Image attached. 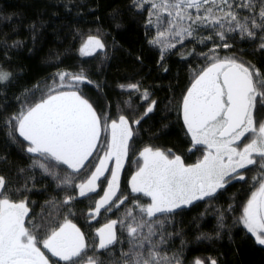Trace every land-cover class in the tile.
Segmentation results:
<instances>
[{
	"label": "trees",
	"instance_id": "16d2710c",
	"mask_svg": "<svg viewBox=\"0 0 264 264\" xmlns=\"http://www.w3.org/2000/svg\"><path fill=\"white\" fill-rule=\"evenodd\" d=\"M252 2L254 8L249 10L236 7L244 0H229L233 5L231 10L238 14L241 23H250L252 17L259 20L260 0ZM209 6L204 5L200 11L195 8L187 11L195 18L205 15L204 9ZM150 7L134 0H0V71L10 74L7 81L0 83V177L5 179L12 200H26L27 227H31L29 220L37 225L52 222L59 225L65 216L76 224L89 245L85 261L93 255L98 256L101 264H124L130 259L123 256L130 249L129 220L117 228L113 246L98 250L86 215L91 210V202L75 198L68 204L63 203L68 196H73L76 181L28 153L23 145L28 142L9 127L10 118L44 98V85L58 73L85 76L87 79L79 83L66 78L62 82L66 88L58 91L78 88L98 114L107 113L114 120L125 114V93L120 85L136 84L138 90L130 95L139 111L135 118L141 121L134 126L133 148L151 147L165 153L171 150L185 164H190L195 150L189 151L192 141L183 123L182 104L196 76L212 62L205 54L220 58L235 55L238 61L264 73V50L256 49L254 37L241 39L238 31L226 32L232 49L210 51L221 41L213 31L220 30L219 25L199 28L196 39L185 34L181 41L180 37L167 35L162 43H149L158 31L169 27L164 21L167 13H161L164 22L158 24L155 14L149 16ZM229 10L226 5H220L213 9V15L224 16ZM177 23L187 27L190 21ZM224 23L228 27L227 18ZM256 31L259 36L260 30ZM89 36L99 38L108 49L82 55L80 49ZM209 36L212 39L200 42ZM236 37H240L239 41L233 40ZM166 44H175V47H165ZM69 84L73 87H67ZM149 105L153 111L145 115ZM36 160L46 163L55 177L35 166ZM258 171L250 166L245 180H234L206 200L174 209L172 216L155 219H147L140 213L133 216L134 227L144 223L136 234V243H143V247L137 250L148 257L150 246L155 245L152 251L159 254L157 258L167 257L171 264L176 261L195 264L198 259L203 264H211L212 260L217 264H264V245H258L239 223L242 205L254 188L252 177ZM65 179H71L72 184L62 183ZM127 210L137 211L131 206ZM124 218L122 215L117 219L124 221ZM150 228L154 234L150 235ZM37 231L44 238V229Z\"/></svg>",
	"mask_w": 264,
	"mask_h": 264
},
{
	"label": "snow or ice",
	"instance_id": "6c2138e0",
	"mask_svg": "<svg viewBox=\"0 0 264 264\" xmlns=\"http://www.w3.org/2000/svg\"><path fill=\"white\" fill-rule=\"evenodd\" d=\"M137 2L141 6L150 4L149 16L155 14L158 24L164 22L161 13L167 12L170 18L167 20L169 27L158 31L157 37L149 41L151 44L162 43L167 35L180 37L181 41L185 34L196 39L199 28L213 25H219L220 30L213 31L221 41H226V32L238 31L241 39L255 37L257 29L264 33V0H260L259 20L252 17L250 23H241L238 14L231 10L233 5L229 0H134ZM204 5L210 6L204 9L203 16L193 18L187 11L191 8L200 11ZM220 5H226L230 10L224 12V16L213 15V9ZM236 7L253 10L254 5L252 0H244ZM220 11L224 9L220 8ZM225 18L228 27L224 23ZM244 19L247 21L248 17ZM184 20L190 21L187 27L177 23ZM148 23L151 25L152 20L149 19ZM233 24L235 27H231ZM204 39L212 37L201 38L200 42L203 43ZM260 39V48L264 49V34ZM222 46L232 47L227 42ZM165 47H175V44H166ZM103 48L99 38L89 36L80 52L90 56ZM164 50L162 47V55ZM210 51L214 53L215 48ZM205 55L212 62L196 76L182 104L183 123L192 141L189 151H200L198 146H203L202 158L193 164H185L181 156L174 155L171 150L165 153L145 147L140 151L139 159L134 161L138 170L129 183L132 193H143L151 198V203L147 206L134 203L140 213L149 218L157 213H170L182 205L213 196L234 180H245L241 170L255 166L259 170L258 175L252 177L254 188L243 207L239 223L258 245H264V121H258L255 115L258 107L264 109V73L233 56ZM57 75L61 82L68 77L78 83L87 79L82 74ZM9 77V73L0 71V83ZM64 86L61 83L60 87ZM120 87L138 90L136 84ZM48 93L39 102L28 106L26 111L11 118L16 121L13 130L28 142L27 152L37 154L43 161L66 165L75 173L87 174L75 187L79 189L80 197H89L91 193L99 195L97 189L103 190V195L95 201L94 214H99L106 205L109 206L106 210H111L112 204L116 203L113 197L122 204L128 197L120 199L117 196L120 172L132 150L130 141L134 135L129 120L124 115H120L117 121L107 113L98 114L78 88L71 91L49 88ZM147 95L145 92V100ZM154 104L155 101L152 102ZM152 105L146 109L145 115L153 111ZM133 123L139 124L140 120ZM101 151L103 155H99ZM113 159L115 165L111 167L109 161ZM34 165L55 177V173H50L48 165L41 160L34 161ZM106 173H110V178ZM62 183L71 185L72 180L65 179ZM75 198L68 196L63 203L68 204ZM28 215L26 200H12L6 190L5 179L0 177V264H50L49 257L38 246L41 243L52 257H58L66 264H101L95 255L88 256L85 261V250L89 245L81 229L67 216L59 225L54 222L37 225L29 220L27 223L31 227H27L25 217ZM127 215L132 216V211ZM120 223L123 226L125 222L122 220ZM116 224L117 221L113 220L97 229L99 249H107L116 241ZM138 227H144V223ZM138 227L127 225L130 249L123 256L130 259L124 264H171L167 257L157 258L159 254L152 251L155 245L150 246L148 257L137 250L143 247V243H136ZM38 229H44V238L41 239ZM151 234L154 233L150 228ZM195 264L203 262L198 259ZM211 264H217V261L212 260Z\"/></svg>",
	"mask_w": 264,
	"mask_h": 264
},
{
	"label": "flooded vegetation",
	"instance_id": "af4514ba",
	"mask_svg": "<svg viewBox=\"0 0 264 264\" xmlns=\"http://www.w3.org/2000/svg\"><path fill=\"white\" fill-rule=\"evenodd\" d=\"M261 109L262 108H259V107L257 108L256 113H255L256 118H260L259 115H260ZM262 110H264V109H262ZM182 118H183V115H182ZM118 119L119 118H117L116 120L118 121ZM135 119L134 120L132 119V120L129 121V125H130V127H132L133 132H134V126L138 125L136 123H133V121H136L139 118L136 119V120ZM109 133H110V130H109ZM109 138H110V134H109ZM130 143H132V140L130 141ZM23 145L26 148L28 147V145H25V144H23ZM240 146L242 147L243 145H240ZM198 147H200L201 150L200 151H194L193 159H192V162L190 164H193L199 158H202L203 146H198ZM142 150L143 149H135L132 146V150L129 153V157L126 159L125 165L121 169V172H120V189L117 192V196L120 197V199H123L125 197L124 192H127L128 193V196H127L128 199L124 200V202L122 204L119 203V201L117 200L116 197H113V201H116V203L115 204H112L111 210H106L109 207L108 205H106L105 208H102L100 210V213L99 214H94L95 201L98 200L100 198V196L103 195V190L101 188H98L97 189V192L99 193V195H97L96 193H91L89 197H80L79 196V189L75 187V191H74V194H73L74 197L81 198V199H88L91 202V210L87 211L86 212V215H87L88 222H89V227H90V230H91V238H92V240L94 238L97 239V242L98 243H97V246L96 247H97L98 250H104V249H99L98 248L99 236L97 235V229L103 227L106 223H109V222L115 220V221H117V224L114 226V231H115L116 236H117L116 230L119 227V225H121V223H120L121 220H119L117 218H120V216L124 215L125 216V218H124L125 223L127 222V220H129L128 225L131 224L132 226H134V223L135 222H134L133 216H135V215L136 216H139L140 211H139V208L136 207L134 201L138 202L141 205L144 202L145 203L144 206H147V204H150L151 203V198L144 196L143 193H132L131 192L130 183H129V181L131 180L132 175L138 170L137 169V164L134 163V161H136V160L139 159V153ZM34 155L37 156L38 158H40L42 160V158L39 157L37 154H34ZM99 155H103V152L101 151L99 153ZM47 162L50 165H52L51 167L55 171L59 172L60 174L62 173L64 175H67V176L73 178L76 181L75 182V185L76 184H79L80 182H82L86 178V175L87 174H84V173H75V172L72 171V169L68 168L66 165H56V162L55 161H50V160L47 161ZM96 163H98V160L96 161ZM109 165L111 167H114V165H115L114 159L111 160V161H109ZM248 169L249 168L243 169L241 171L245 175V172ZM92 170H94V168ZM88 174H90V173H88ZM106 175H108L109 178H110V173H106ZM237 181H240V180H237ZM106 185H107V182L105 181L104 182V187H106ZM208 198H210V197H205L202 200H195L192 203H195V202H198V201H203V200H206ZM128 206H131L135 210H137V211H132V216H128L127 215V213L129 211L128 210L126 211V208ZM185 206H187V205H182L181 207H185ZM173 213H174V211H172L170 213H164V214L157 213L156 216L155 217H152V218L147 217L145 214H143V215H145L147 217V219H155V218L163 217V216H172ZM140 214H142V213H140ZM113 244L112 245H109L108 248L111 247V246H113ZM38 246L41 248V251H43L45 253V255L49 257L50 264H53V262L60 261L58 257H52L51 256V253H49L47 251V249H44L43 248L42 243L41 244H38Z\"/></svg>",
	"mask_w": 264,
	"mask_h": 264
},
{
	"label": "rangeland",
	"instance_id": "374dc122",
	"mask_svg": "<svg viewBox=\"0 0 264 264\" xmlns=\"http://www.w3.org/2000/svg\"><path fill=\"white\" fill-rule=\"evenodd\" d=\"M167 13V12H166ZM168 16V15H167ZM168 19H170L169 17L167 18V19H165L164 21H165V24H167V20ZM262 34H264V33H260L259 34V36H255L254 37V41H255V43H254V45L256 46V49L258 48V49H260V50H264V49H262V48H260V43H261V39H260V36L262 35ZM239 38L240 37H236V38H234L233 40H235V41H239ZM224 42H227L228 44H230V41H229V38H226V41H220L219 42V45H221V46H219V47H215L216 49H215V52L218 50V51H222V50H225V49H227V50H231L232 49V47H230V48H224L222 45H223V43ZM231 45V44H230ZM104 48H106V49H108V46H106L105 44H104ZM232 56H235V55H232ZM237 59V58H236ZM238 60V59H237ZM61 81H60V79H59V76L58 75H56L53 79H52V81L50 82V83H48V84H45L44 85V91H45V94H49L48 93V90H49V88H55L57 91L58 90H61L62 88H66V86H64V87H60V85H61ZM127 85H130V84H125V86H127ZM120 90L123 92V93H125V97H124V99H123V104H124V112L127 114V117H126V114H124L125 115V117L130 121V120H134L135 119V116L136 115H138L139 114V111H137V109H136V105L134 104V100L131 98V97H133V96H131L130 95V93H132V92H134L136 89H131V88H128V87H124V88H122V87H120ZM20 114V113H19ZM19 114H17V115H19ZM128 116L130 117V118H128ZM259 117L260 118H256L258 121H264V110H262L261 109V111H260V115H259ZM8 125H9V127L11 128V129H14V126L16 125V121H13L11 118H10V120H9V122H8ZM110 134V133H109ZM247 201V200H246ZM246 201L243 203V205H242V210H243V207H244V205H245V203H246ZM242 215V214H241ZM241 226L243 227V225L241 224ZM244 228V227H243ZM245 229V228H244ZM246 230V229H245ZM247 231V230H246ZM250 234V233H249ZM201 261V260H200ZM203 262V261H202Z\"/></svg>",
	"mask_w": 264,
	"mask_h": 264
}]
</instances>
